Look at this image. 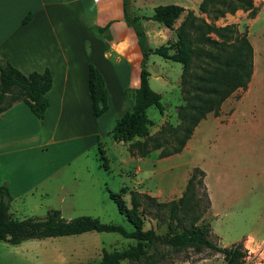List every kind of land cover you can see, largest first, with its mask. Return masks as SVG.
<instances>
[{
  "label": "rangeland",
  "instance_id": "374dc122",
  "mask_svg": "<svg viewBox=\"0 0 264 264\" xmlns=\"http://www.w3.org/2000/svg\"><path fill=\"white\" fill-rule=\"evenodd\" d=\"M202 1L153 0L149 7L143 9L145 20L141 23L148 29L149 44L154 47L178 39L177 29L189 11L204 18L208 24L218 27L230 26L232 31L224 32L222 37L214 32L209 34L225 43L227 49L231 48L238 37L244 36L251 43L253 74L247 87L236 89L222 101L217 112H208L197 124L201 128L206 125L205 121L202 122L204 119L210 122L213 120L211 124L214 128L209 129L205 135L207 138L214 137L212 140L215 141L220 134V128H223L222 125L227 128L230 117L238 111L235 128L230 126V135L218 150L224 157L222 164H218L219 156H216L214 146H208L204 141L205 138L194 141V149L181 154L182 149L168 156H163L162 153L177 146L176 137H170V141L160 148H153L152 141L146 145L150 152L142 157L139 149L131 145L138 138L123 142L113 134L103 136L64 173L69 176L78 174L79 186L75 188L73 197L66 202L67 210L63 214L65 218L94 216L105 223L121 224L132 231L134 226L125 214L120 212L110 197L109 190L120 192L127 208L131 207L132 190L147 193L159 202L179 199L185 194L192 170L195 167L204 170L195 161L202 162L205 157L210 162L206 167L209 168V184L213 188L215 209L213 211L211 199L208 201L206 198L209 189L205 178L206 188L198 183V175L194 192L188 194L187 200L178 210L177 218L182 219V228L188 227L192 221L206 219L211 225V238L217 245L230 246L242 242L244 248L251 253L244 264H264V0H251L250 8L239 6L219 17L202 12ZM153 4H175L182 6L184 11L169 28L149 16ZM217 6L225 8L226 5ZM129 9L130 16L134 17L131 7ZM158 23L161 24L159 29ZM163 27L167 29L166 34L171 31V36L163 35ZM192 66L197 67L192 70L200 71L202 63L195 61ZM147 69L151 74L150 85L155 91L162 93L165 106L163 113H160L155 105L147 109V114L153 121L149 131L151 135L156 136L166 124L174 127L182 123L180 107L187 104L185 90L190 89V85L183 83V67L179 62L151 54L147 60ZM114 143L120 145L113 146ZM46 203L47 199L41 200L38 195L30 196L26 199L25 207L44 217L47 214L44 210ZM49 203L55 204V207L58 205L57 198L51 196ZM69 203L75 207L68 209ZM41 204L43 206L37 210V205ZM142 208L145 229L153 227L159 233L167 229L169 206L154 207L144 200ZM14 215L19 219L23 217L21 212ZM133 243L134 240L117 232L98 231L27 239L18 244L0 241V264H96L103 255V249L123 250ZM120 264L130 262L124 260ZM164 264L227 263L224 255L215 249L194 248L174 254Z\"/></svg>",
  "mask_w": 264,
  "mask_h": 264
},
{
  "label": "crops",
  "instance_id": "0c3cea01",
  "mask_svg": "<svg viewBox=\"0 0 264 264\" xmlns=\"http://www.w3.org/2000/svg\"><path fill=\"white\" fill-rule=\"evenodd\" d=\"M152 1L131 0L134 16L143 22L142 11ZM155 6L150 7L149 16ZM161 30L171 36V31L166 34V28ZM145 31L150 42V33L147 28ZM0 55L24 74L49 69L53 77L47 93L50 103L42 120L23 102L0 114V186L9 188L14 218V213L20 212L22 219L39 216L25 207L26 199L36 195L47 199L44 210L59 209L64 216L66 202L79 186L78 174L64 173L101 137L110 135L117 120L133 107L127 89L139 87L143 59L137 34L125 20L123 0H0ZM91 64L102 74L107 89L109 108L99 117L94 115L89 88ZM236 115L238 111L227 128L222 125L215 141L205 135L213 120L204 119L206 125L196 127L181 154L205 138L222 164L224 157L218 150L230 135V126L235 128ZM195 162L206 173L214 211L215 197L206 167L210 162L205 157ZM53 195L58 202L55 207L48 204ZM70 207L75 206L69 203Z\"/></svg>",
  "mask_w": 264,
  "mask_h": 264
},
{
  "label": "trees",
  "instance_id": "16d2710c",
  "mask_svg": "<svg viewBox=\"0 0 264 264\" xmlns=\"http://www.w3.org/2000/svg\"><path fill=\"white\" fill-rule=\"evenodd\" d=\"M218 4L226 6L221 8L217 6ZM130 5L131 0H123L125 20L134 28L143 54L140 85L135 89H127L134 100L133 107L117 120L110 134L123 142H131L138 138L131 145L139 149L142 157L150 152L146 146L149 142L154 141L153 148H160L170 141V137H176L177 146L162 153L163 156H168L183 149L197 124L208 112H217L225 98L236 89L247 87L253 74V48L249 40L242 36L227 49L225 43L212 38L209 34L214 32L222 37L224 32H231L232 28L208 24L204 18L195 16L192 11L188 12L178 27L177 40H169L166 44L152 47L141 18L130 16ZM239 6L250 8L252 1L203 0L200 9L219 17ZM183 11L182 6L175 4L159 5L154 8L151 18L170 28ZM188 25L192 26L191 29ZM99 30L103 31L104 28ZM151 54L181 63L183 83L190 85V89L185 90L187 104L180 107L182 123L174 127L166 124L156 136L150 134L149 126L153 121L149 118L147 109L155 105L160 113H163L165 106L162 102V93L155 91L150 85L147 60ZM195 61L202 63L200 71L192 70L197 68L192 66ZM52 85L53 77L49 69L24 74L0 55V114L15 103L23 102L42 120L50 103L47 93ZM89 88L94 115L99 117L109 108L107 89L102 74L92 64L89 68ZM140 138L143 140H139ZM198 175H200L198 183L205 187V171L195 167L187 181L185 194L179 199L167 202H159L147 193L132 190L131 207L127 208L121 193L109 190L110 197L120 212L125 214L134 226L132 231L121 224L105 223L94 216L65 218L59 209L54 208L49 209L44 217L14 218L10 211L12 195L6 185H1L0 241L18 244L27 239L76 235L90 231L117 232L125 238L134 240L135 243L123 250L103 249V255L96 264H120L124 260H128L130 264H164L174 254L194 248L215 249L224 255L227 264H244L248 259V251L243 243L217 245L211 238V225L206 219L192 221L188 227L182 228L183 221L177 218L178 210L187 200L188 194L194 192L195 179ZM121 190L124 191V188ZM206 198L210 200L207 193ZM144 200L154 207L169 206V219L164 232L159 233L153 227L144 228L142 213Z\"/></svg>",
  "mask_w": 264,
  "mask_h": 264
},
{
  "label": "built area",
  "instance_id": "2783aa9c",
  "mask_svg": "<svg viewBox=\"0 0 264 264\" xmlns=\"http://www.w3.org/2000/svg\"><path fill=\"white\" fill-rule=\"evenodd\" d=\"M251 256V253L250 252H248V258Z\"/></svg>",
  "mask_w": 264,
  "mask_h": 264
}]
</instances>
